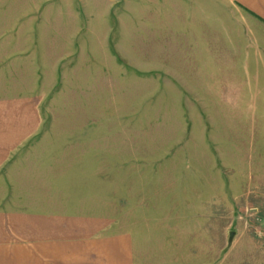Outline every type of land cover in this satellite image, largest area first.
Here are the masks:
<instances>
[{
  "label": "rangeland",
  "instance_id": "rangeland-1",
  "mask_svg": "<svg viewBox=\"0 0 264 264\" xmlns=\"http://www.w3.org/2000/svg\"><path fill=\"white\" fill-rule=\"evenodd\" d=\"M143 25L42 10L36 63L9 65L26 107L10 116L37 125L11 170L70 176L132 231L135 264H264V112H226L224 79L166 75Z\"/></svg>",
  "mask_w": 264,
  "mask_h": 264
},
{
  "label": "crops",
  "instance_id": "crops-1",
  "mask_svg": "<svg viewBox=\"0 0 264 264\" xmlns=\"http://www.w3.org/2000/svg\"><path fill=\"white\" fill-rule=\"evenodd\" d=\"M45 9L129 17L135 25L144 17L141 27L162 49V72L209 75L215 93L224 79L214 100L226 112H264V0H0V264H135L132 231L87 209L70 176L24 157L11 170L37 125L10 116L26 107L21 91L10 92L9 65L36 63ZM259 143L264 161V136Z\"/></svg>",
  "mask_w": 264,
  "mask_h": 264
}]
</instances>
